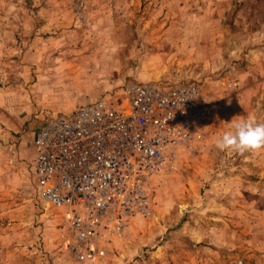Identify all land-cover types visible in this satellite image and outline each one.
<instances>
[{"label":"rangeland","instance_id":"rangeland-1","mask_svg":"<svg viewBox=\"0 0 264 264\" xmlns=\"http://www.w3.org/2000/svg\"><path fill=\"white\" fill-rule=\"evenodd\" d=\"M4 25V98L26 123L115 104L129 80L194 82L212 105L201 139L153 177L152 214L100 264H264V150L215 147L232 120L264 123V0H0ZM23 168L4 172L0 264H78L69 208L40 204Z\"/></svg>","mask_w":264,"mask_h":264},{"label":"built area","instance_id":"built-area-1","mask_svg":"<svg viewBox=\"0 0 264 264\" xmlns=\"http://www.w3.org/2000/svg\"><path fill=\"white\" fill-rule=\"evenodd\" d=\"M107 100L46 117L30 140L38 200L69 208L62 217L78 264H100L133 219L152 214L153 177L176 148L201 139L212 115L190 81L129 80L115 104Z\"/></svg>","mask_w":264,"mask_h":264},{"label":"crops","instance_id":"crops-1","mask_svg":"<svg viewBox=\"0 0 264 264\" xmlns=\"http://www.w3.org/2000/svg\"><path fill=\"white\" fill-rule=\"evenodd\" d=\"M8 30L5 25L0 27V65H2L0 67V80L2 81L0 84V218L4 215V172L8 176L19 175L23 167H26L30 175L26 163L32 152L30 140L36 135L46 118L26 123L25 119L20 117L21 110L4 98V48L8 46L10 33ZM4 160L10 162L6 169H4ZM3 261L4 222L1 223L0 231V263Z\"/></svg>","mask_w":264,"mask_h":264},{"label":"clouds","instance_id":"clouds-1","mask_svg":"<svg viewBox=\"0 0 264 264\" xmlns=\"http://www.w3.org/2000/svg\"><path fill=\"white\" fill-rule=\"evenodd\" d=\"M215 147L240 155L264 150V123L257 122L251 115L232 120L230 127L215 140Z\"/></svg>","mask_w":264,"mask_h":264},{"label":"bare ground","instance_id":"bare-ground-1","mask_svg":"<svg viewBox=\"0 0 264 264\" xmlns=\"http://www.w3.org/2000/svg\"><path fill=\"white\" fill-rule=\"evenodd\" d=\"M45 206H47V205H45Z\"/></svg>","mask_w":264,"mask_h":264}]
</instances>
